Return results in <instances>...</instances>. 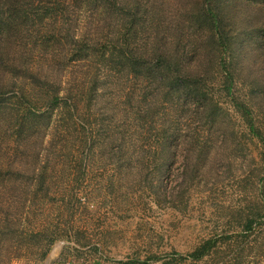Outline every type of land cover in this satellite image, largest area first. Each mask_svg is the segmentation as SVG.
Masks as SVG:
<instances>
[{"label": "rangeland", "instance_id": "obj_1", "mask_svg": "<svg viewBox=\"0 0 264 264\" xmlns=\"http://www.w3.org/2000/svg\"><path fill=\"white\" fill-rule=\"evenodd\" d=\"M66 12L76 36L95 22L77 8ZM33 18L13 33L7 51L26 56L35 82L45 84L43 71L54 72L61 97L77 92L76 84L81 91L75 108L38 114L32 127L24 126V109L11 112L20 136L0 113V167L20 171L15 186L24 195L39 189L24 211L7 208L9 196L1 205L0 215L14 220L0 226V264H264V99L250 94L264 87V63L258 60L260 74L252 61L236 65L229 92L208 63V99L196 105L131 66L109 61L96 70L105 62L59 52L71 39L46 41L54 19ZM235 23L234 33L243 26ZM10 79L0 73V91ZM40 103L36 114L50 109ZM46 116L49 125L34 135ZM247 217L257 223L241 234ZM208 239L216 243L206 255L186 258Z\"/></svg>", "mask_w": 264, "mask_h": 264}, {"label": "trees", "instance_id": "obj_2", "mask_svg": "<svg viewBox=\"0 0 264 264\" xmlns=\"http://www.w3.org/2000/svg\"><path fill=\"white\" fill-rule=\"evenodd\" d=\"M68 8L88 13L86 19L95 18L93 26L85 30L82 37L76 36L75 32L70 33L69 24L65 26L71 21L66 12ZM58 14L62 19L60 25L57 24ZM34 15L40 23L45 18L54 19L46 41L50 38L58 43V38L62 36L71 39V44L66 41L65 46L58 48L59 52L71 53L89 62L95 58L93 64L105 62L96 66V70L107 67L109 61H117L120 67L131 66L135 74L155 83L158 88H168L169 92L178 94L181 102H186L188 96L196 105L208 99L203 79L208 63L212 64V68L217 67L223 75L227 91L234 85L236 65H240L241 61H252L256 74L262 71L258 60L264 63V0H0V70L7 68L11 76L8 86L0 91V113L4 111L7 126H17L14 130L17 136L21 135L22 126L17 117L13 123L10 117L7 118L11 112L17 114V109H24L27 112L23 118L27 119L24 126L32 127L38 114L50 115L55 108H75V95L81 91L76 84L77 92L67 90L61 97L60 79L57 80L54 72L43 71L42 79L46 80V85L35 82V72L31 70L26 56L16 57L15 51L11 54L7 51L11 47L13 33L21 26L26 27L33 21ZM238 19L243 26L240 25L234 33ZM190 41L196 48L193 46L191 49ZM0 73L7 74L6 71ZM53 83H57L56 88L51 86ZM38 90L45 92L44 99L41 96L43 93ZM250 94L264 99V87ZM42 100L50 109L36 114L35 111L42 108ZM246 113L250 114L248 108ZM44 118L43 128L34 135L43 133L49 125L50 116ZM250 129L255 132L253 125ZM256 135L262 139L259 134ZM19 173L0 167V184L3 186L0 189V209L6 196H9L11 205L6 204V207L24 211L39 191L38 188L34 191L28 187L24 195V189L15 186ZM43 176L40 177L41 183L44 182ZM28 178L30 183L36 181L34 172L28 173ZM48 189L45 187L43 193L47 194ZM17 214L19 217L24 215L20 216L18 211ZM8 218L13 219L7 212L3 217L0 215V226H5ZM256 223V219L247 217L241 234L254 230ZM215 243V239L204 241L186 258H202Z\"/></svg>", "mask_w": 264, "mask_h": 264}, {"label": "crops", "instance_id": "obj_3", "mask_svg": "<svg viewBox=\"0 0 264 264\" xmlns=\"http://www.w3.org/2000/svg\"><path fill=\"white\" fill-rule=\"evenodd\" d=\"M60 264H71V263H60ZM90 264H92V263H90Z\"/></svg>", "mask_w": 264, "mask_h": 264}]
</instances>
